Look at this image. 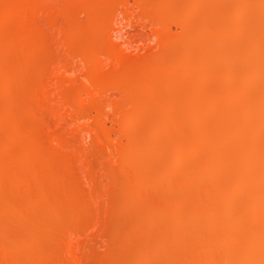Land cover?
Listing matches in <instances>:
<instances>
[{"label": "rangeland", "instance_id": "374dc122", "mask_svg": "<svg viewBox=\"0 0 264 264\" xmlns=\"http://www.w3.org/2000/svg\"><path fill=\"white\" fill-rule=\"evenodd\" d=\"M40 1L0 0V264H234L250 253L264 235V130L244 125L264 117V0Z\"/></svg>", "mask_w": 264, "mask_h": 264}, {"label": "bare ground", "instance_id": "6f19581e", "mask_svg": "<svg viewBox=\"0 0 264 264\" xmlns=\"http://www.w3.org/2000/svg\"><path fill=\"white\" fill-rule=\"evenodd\" d=\"M39 1H40V0H39ZM42 1H43V0H42ZM44 1H45V0H44ZM89 1H90V0H89ZM244 1H245V0H244ZM40 2H41V1H40ZM242 3H243V1H242ZM246 3H247V2H246ZM259 3H261V2H259ZM259 3H257V4H259ZM263 3H264V2H263ZM71 4H72V3H71ZM87 4H88V3H87ZM97 4H98V3H97ZM244 4H245V3H244ZM39 5H40V4H39ZM245 5H246V4H245ZM261 5H263V4H261ZM28 6H29V5H28ZM46 6H47V5H46ZM68 6H69V5H68ZM91 6H92V5H91ZM259 6H260V5H259ZM44 7H45V6H44ZM238 7H239V6H238ZM242 7H243V6H242ZM257 7H258V5H257ZM260 7H262V6H260ZM8 8H9V7H8ZM83 8H84V7H83ZM88 8H89V7H88ZM92 8H94V7L92 6L91 9H92ZM245 8H246V7H245ZM247 8H248V7H247ZM250 8H251V7H250ZM255 8H256V7H255ZM255 8H254V9H255ZM13 9H14V8H13ZM84 9H85V8H84ZM238 9L240 10V8H238ZM238 9H237V10H238ZM262 9H263V8H262ZM255 10H256V9H255ZM14 11H15V10H14ZM36 11H37V10H36ZM91 11H92V10H91ZM246 11H247V10H246ZM258 11H259V10H258ZM258 11H257V12H258ZM260 11H262V10H260ZM240 13H241V12H240ZM263 13H264V12H263ZM8 14H9V13H8ZM6 16H7V15H6ZM6 16H5V17H6ZM19 16H20V15H19ZM7 17H8V16H7ZM6 19H7V18H6ZM6 19H4V20L2 19V20L5 21ZM260 19H261V18H260ZM19 20H20V19H19ZM253 20H254V19H253ZM0 21H1V20H0ZM263 21H264V20H263ZM263 21H262V24H263ZM237 22H238V21H237ZM227 23H228V22H227ZM235 23H236V22H235ZM239 23H240V21H239ZM241 23H243V22L241 21ZM246 23H247V22H246ZM258 23H259V22H258ZM258 23H257V24H258ZM6 24H7V23H6ZM231 24H232V23H231ZM262 24H261V25H262ZM227 25H228V24H227ZM241 25H242V24H241ZM244 25H245V24H244ZM246 25H247V24H246ZM258 26H259V25H258ZM5 27H6V26H5ZM260 27H261V28H260ZM260 27H258V30H259V31H258L257 29H255V31L257 30L256 33H257V36H259L258 33H259L260 30L262 29L261 32L263 33V37H264V24H263V26H260ZM8 28H9V27H8ZM255 28H256V27H255ZM227 29H228V28H227ZM243 29H244V28H243ZM28 30H29V29H28ZM96 30H97V29H96ZM96 30H95V31H96ZM235 30H236V29H235ZM95 31L93 30L92 33H94ZM227 31H228V30H227ZM242 31H244V30H242ZM253 31H254V30H253ZM0 32H1V31H0ZM11 32H12V30H11ZM31 32H32V31H31ZM232 32H233V31H232ZM249 32H250V31H249ZM95 33H96V32H95ZM241 33H242V32H241ZM244 33H245V32H244ZM262 33H261V34H262ZM24 34H25V33H24ZM228 34H229V32H228ZM228 34H227V36H228ZM230 34H231V33H230ZM95 35H96V34H95ZM95 35H93V36H95ZM231 35H232V34H231ZM234 35H235V32H234ZM234 35H233V36H234ZM237 35H238V34H237ZM251 35H253V34H251ZM5 36H6V35H5ZM12 36H13V35H12ZM87 36H89V35H87ZM93 36H92V37H93ZM239 36H240V35H239ZM244 36H245V35H244ZM244 36H243V38H244ZM257 36H256V38H257ZM10 37H11V36H10ZM26 37H29V36H26ZM231 37H232V36H231ZM231 37H228V38H231ZM240 37H241V36H240ZM247 37H248V36H247ZM259 37H262V36H259ZM0 38H1V37H0ZM2 38H3V37H2ZM7 38H8V37H7ZM14 38H15V37H14ZM251 38H252L253 42H250V43H252V44H250V43L248 42V43L251 45L250 47L258 48L257 50L254 48V51L256 50V51H255L256 53H257V52L260 53V51H261V50H259V47H260V45H261L260 42L257 40V41L259 42V43H258V42L254 39L255 36H254V38H253V36H250L249 39L251 40ZM3 39H4V38H3ZM232 39H233V38H232ZM234 39H235V38H234ZM238 39H239V38H238ZM247 39H248V38H247ZM249 39H248V40H249ZM258 39H260V38H258ZM8 40H9V39H8ZM8 40H7V41H8ZM16 40H18V39H16ZM229 40H230V39H229ZM244 40H245V39H244ZM244 40H243V41H244ZM250 40H249V41H250ZM252 40H251V41H252ZM254 40H255V41H254ZM1 41H2V40H1ZM32 41H33V40H32ZM93 41H94V40H93ZM256 42H257V43H256ZM10 43H11V42H10ZM91 43H92V41H91ZM239 43H241V42L239 41ZM248 43H247V46H248ZM253 43H256L257 46H255V44H253ZM0 44H1V43H0ZM20 44H21V43H20ZM28 44H30V43H28ZM259 44H260V45H259ZM9 45H10V44H9ZM12 45H14V43H13ZM31 45H32V44H31ZM89 45H90V44H89ZM252 45H254V46H252ZM258 45H259V46H258ZM15 46H16V45H15ZM19 46H20V45H19ZM91 46H93V45L91 44ZM16 47H17V46H16ZM32 47H33V46H32ZM93 47H94V46H93ZM93 47H92V48H93ZM236 47H237V46H236ZM12 48H14V47H12ZM30 48H31V47H30ZM238 48H239V47H238ZM241 48H242V47H241ZM247 48H248V47H247ZM262 48H263V47L261 46L260 49H262ZM23 49H24V48H23ZM27 49H28V48H27ZM250 49L253 50V48H250ZM15 50H16V49H15ZM17 50H18V49H17ZM94 50H95V49H93V51H94ZM258 50H259V51H258ZM0 51H2V50L0 49ZM10 51H11V50H10ZM12 51H13V50H12ZM12 51H11V52H12ZM26 51H28V50H26ZM2 52H3V51H2ZM91 52H92V51H91ZM245 52H246V51H245ZM252 52H253V51H252ZM255 52H253L252 55H253ZM4 53H5V52H4ZM4 53H3V54H4ZM93 53H95V51H94ZM250 53H251V52H250ZM250 53H249V54H250ZM256 53H255V54H256ZM259 53H258V54H259ZM263 53H264V52H263ZM3 54H2V55H3ZM28 54H29V53H28ZM31 54H32V53H31ZM246 54H247V53H246ZM260 54H261V53H260ZM260 54H259V56L262 57V55H260ZM6 55H8V54H6ZM15 55H16V54H15ZM17 55H18V54H17ZM26 55H27V54H26ZM94 55H96V54H93V56H92V54H91L92 57H94ZM252 55H251V56H252ZM19 56H20V55H19ZM23 56H25V55H23ZM246 56H248V55H246ZM254 56H255V55H254ZM259 56H258V57H259ZM8 57H9V56H8ZM17 57H18V56H17ZM258 57H257V59H258ZM9 58L11 59V56H10ZM251 58H252V57H251ZM262 58H263V57H262ZM15 59H16V57H15ZM17 59H18V58H17ZM244 59H246V58L243 57V60H244ZM243 60H242V61H243ZM247 60H248V58H247ZM249 60H250V59H249ZM249 60H248V61H249ZM259 60H260V57H259ZM6 61H7V58H6ZM22 61H23V60H22ZM257 61H258V60H257ZM261 61L264 62L263 59H261ZM261 61H260V63H261ZM0 62H1V61H0ZM17 62H18V61H17ZM245 62L247 63V61H245ZM255 62H256V61H255ZM263 62H262V63H263ZM15 63H16V62H15ZM24 63H25V62H24ZM250 63H251V62H250ZM260 63H257V62H256V65H257V64H260ZM3 64H5V63H3ZM22 64H23V63H22ZM244 64H245V63H244ZM252 65L254 66L255 63L252 64ZM20 66H21V65H20ZM257 66H259V65H257ZM257 66H255V67H257ZM260 66L264 67L262 64H261ZM260 66L257 67V68L261 69ZM6 67H7V66H6ZM21 67H22V66H21ZM24 67H25V66H24ZM245 67H246V66H245ZM14 68H15V67H14ZM257 68H256V69H257ZM5 69H6V68H5ZM254 69H255V68H254ZM25 70H26V69H25ZM257 70H258V69H257ZM19 71H20V70H19ZM261 71H262V70H260V72H258V71L254 72V71H253L254 73H252V74H255V73L258 72V73L255 74V75H256V76L259 75V79H262V80L264 81V79H263L264 77H263V78H261L262 76L260 77V73H261ZM8 72H9V71H8ZM11 72H12V71H11ZM262 72H263V71H262ZM1 73H2V72L0 71V74H1ZM250 74H251V73H250ZM12 75H13V74H12ZM17 75H18V74H17ZM242 75H243V74H242ZM255 75H253V77H255ZM250 76H251V75H250ZM14 77H15V76H14ZM246 77H247V75H246ZM246 77H245V78H246ZM7 78H8V77H7ZM9 78H10V77H9ZM255 78H258V76L255 77ZM255 78H252V79L255 80ZM240 79H242V78H240ZM252 79H250V80H252ZM246 80H247L246 82H245V80H244V82H245V83H244V84H245V88L247 87V86H246V83H247V82L250 83V81H248V79H246ZM254 80H253V82H254ZM256 80H257V79H256ZM260 81H261V80H260ZM263 81H261V82H263ZM253 82H252V83H253ZM255 82H256V81H255ZM252 83H251V84H252ZM258 83H259V82H258ZM263 83H264V82H263ZM263 83H262V85H263ZM247 84H248V83H247ZM253 84H254V83H253ZM21 85H23V84H21ZM24 85H25V84H24ZM241 86H242V85H241ZM248 86H249V85H248ZM242 87H243V86H242ZM235 88H236V87H235ZM238 88H239V87H238ZM248 88H249V87H248ZM241 89L244 90L243 88H240L239 90L241 91ZM3 90H4V89H3ZM233 91H234V90H233ZM249 91H250V90H249ZM249 91H247V93H248ZM6 92H7V91H6ZM236 92H237V91H236ZM236 92H235V93H236ZM251 92H252V91H251ZM9 93H10V92H9ZM227 93H228V92H227ZM247 93H246V94H247ZM224 94H225V93H224ZM233 94H234V93H233ZM258 94H259V93H258ZM6 95H7V94H6ZM226 95H227V94H226ZM226 95H225V96H226ZM228 96H229V95H228ZM230 96H231V95H230ZM236 96H237V95H235L234 97H236ZM239 96H240V95H239ZM242 96H243V95H242ZM257 96H258V95H257ZM240 97H241V96H240ZM249 97H250V96H249ZM228 98H231V97H228ZM228 98H225V99H226V102H227V99H228ZM247 98H248V97H247ZM231 99H232V98H231ZM235 99H236V98H235ZM235 99H234V100H235ZM238 99H240V98H237V100H238ZM254 99H255V98H254ZM229 100H230V99H229ZM240 100H241V99H240ZM244 100H245V99H244ZM255 100H256V99H255ZM257 100H258L257 102L260 103L261 105H263L262 107H264V87H263V90L260 91V94H259ZM243 102H244V101H243ZM191 103H192V102H191ZM11 104H12V103H11ZM216 104H217V103H216ZM244 104H245V102H244ZM244 104L242 105L243 107H244ZM253 104H254V103H253ZM256 104H257V103H256ZM260 104H259V106H260ZM246 105H247V104H246ZM18 106H19V105H18ZM210 106H211V105H210ZM213 106H214V104H213ZM213 106H212V107H213ZM252 107H253V106H252ZM256 107H257V106H256ZM7 108H9V106H8ZM232 108H233V107H232ZM248 108H249V107H248ZM260 108H261V106H260ZM211 109H212V108H211ZM213 109H214V108H213ZM215 109H216V107H215ZM235 109H236V108H235ZM241 109H242V108H240V110H241ZM3 110H4V109H3ZM218 110H219V109H218ZM218 110H217V111H218ZM225 110H227V109L225 108ZM229 110H230V109H229ZM238 110H239V109H238ZM243 110L245 111V109H243ZM248 110H249V109H248ZM248 110H247V111H248ZM255 110H256V109H255ZM17 111H18V110H17ZM197 111H198V110H197ZM197 111H195V112H197ZM210 111H211V110H210ZM213 111H214V110H213ZM230 111H231V110H230ZM232 111L234 112L233 109H232ZM241 111H242V110H241ZM206 112H207V111H206ZM221 112H222V111H221ZM14 113H15V112H14ZM224 113H225V112H224ZM226 113H227V112H226ZM234 113H235V112H234ZM245 113H246V112H245ZM249 113H250V110H249ZM249 113H248V114H249ZM252 113H254L252 116L255 117V119H254L252 116H250V117H251V119H250L249 115L247 114V116H245V117H249V119L247 118V120H248L250 126L248 125V122L245 121V122H246V123H245L246 125H244V127H245V126L250 127L251 129H253V131H258V132H260L259 134H261V132L264 130V128H263L264 125L262 124V122H263V120H264V117L262 116V119H261V115H263V114L261 113V115H258V114H257V111H256V113H255V112H251L250 114H252ZM8 114H9V113H8ZM217 114H218V113H217ZM243 114H244V113H243ZM243 114H242V115H243ZM259 114H260V113H259ZM224 115H225V114H224ZM224 115H223V117H224ZM239 115H240V114H239ZM254 115H255V116H254ZM12 116H14V114H13ZM196 116H197V115H196ZM10 117H11V116H10ZM14 118H15V116H14ZM14 118H11V119L13 120ZM16 118H17V117H16ZM194 118H195V117H194ZM197 118H199V117H197ZM241 118H242V117H241ZM252 118H253V119H252ZM17 119H18V118H17ZM17 119H16V120H17ZM198 120H199V119H198ZM219 120H220V119H219ZM243 120H244V119H243ZM192 121H193V120H192ZM220 121H221V120H220ZM250 121H251L252 123H251ZM187 122H188V121H187ZM200 122H201V121H200ZM221 122H222V121H221ZM14 123H15V121H14ZM223 123H224V122H223ZM240 124H241V123H240ZM242 124H243V123H242ZM252 124H253V125H252ZM167 125H168V124H167ZM192 125H194V124H192ZM200 125H201V124H200ZM223 125H225V123H224ZM5 126H7V125H5ZM230 126H231V125H230ZM238 126H239V125H238ZM221 127H222V125H221ZM233 127H234V126H233ZM233 127H232V128H233ZM241 127H243V125H241ZM247 127H246V128H247ZM13 128H14V127H13ZM16 128H18V127H16ZM239 128H240V126H239ZM261 128H262L263 130H262ZM198 129H199V128H198ZM220 129H221V128H220ZM220 129H219V131H220ZM236 129H238V128H236ZM242 129H244V128H241V129H239V130H242ZM259 129H261V130H259ZM11 130H12V129H11ZM165 130H166V129H165ZM167 130H169V128H168ZM193 130H194V129H193ZM229 130H230V129H229ZM239 130H238V131H239ZM249 130H250V129H249ZM6 131L8 132V130H6ZM19 131H20V130H19ZM19 131H18V132H19ZM222 131H223V130H222ZM243 131H244V130H243ZM247 131H248V130H247ZM0 132H1V131H0ZM20 132H21V131H20ZM200 132H201V131H200ZM206 132H207V131H206ZM217 132H218V131H217ZM231 132H232V131H231ZM240 132H241V131H240ZM258 132H255V133H258ZM1 133H2V132H1ZM8 133H9V132H8ZM171 133H172V132H171ZM204 133H205V132H204ZM218 133H219V132H218ZM218 133H217V134H218ZM233 133H234V131H233ZM236 133H237V132H236ZM245 133H246V132H245ZM215 134H216V133H215ZM217 134H216V135H217ZM221 134H222V133H221ZM249 134H251V132H250ZM252 134H254V133L252 132ZM259 134H257V135H259ZM3 135H4V134H3ZM16 135H18V133H17ZM202 135H203V134H202ZM207 135H208V134H207ZM218 135H219V134H218ZM243 135H244V134H243ZM220 136H221V138H220ZM231 136H232V134H231ZM231 136H230V137H231ZM249 136H250V135H249ZM251 136H252V135H251ZM254 136H255V139H256V137H257L256 134H255ZM259 136H260V135H259ZM0 137H1V136H0ZM16 137H17V136H16ZM19 137H20V136H19ZM216 137H217V136H216ZM218 137L220 138V142L222 141L221 143H220V142H219V143L222 144V145H223V144H226V146H225L226 148H227V146H228L227 144L231 143V141L228 142V139H227V137H228L227 130H226V132H223V134H222V135H219ZM252 137H253V136H252ZM252 137H250L251 140H252ZM228 138H229V137H228ZM231 138H232V137H231ZM234 138H235V137H234ZM246 138H247V137H246ZM262 138H263V137H262ZM16 139H17V138H16ZM176 139H177V138H176ZM176 139H175V140H176ZM207 139H208V138H207ZM212 139H213V138H212ZM221 139H222V140H221ZM255 139H254V137H253V140H252L251 142L255 141ZM6 140H7V139H6ZM9 140H10V139H9ZM13 140H14V139H13ZM18 140H19V139H18ZM191 140H192V139H191ZM215 140H216V139H215ZM217 140H218V139H217ZM233 140H234V139H233ZM233 140H232V141H233ZM246 140H247V139H246ZM7 141H8V140H7ZM209 141H210V140H209ZM242 141H243V140H242ZM248 141H249V139H248ZM9 142H10V141H9ZM19 142H20V141H19ZM174 142H175V141H174ZM204 142H205V141H204ZM214 142H215V141H214ZM244 142H245V141H244ZM244 142H243V144H244ZM234 143H235V142H234ZM241 143H242V142H241ZM258 143H259V141H258ZM187 144H188V143H187ZM205 144H206V143H205ZM220 144H219V145H220ZM231 144H232V143H231ZM231 144H230V145H231ZM0 145H1V144H0ZM14 145H15V144H14ZM215 145H217V144H215ZM236 145H238V144H236ZM246 145H247V144H245V146H246ZM249 145H250V144H249ZM190 146H191V144H190ZM217 146H218V145H217ZM243 146H244V145H243ZM247 146H248V145H247ZM10 147H11V146H10ZM10 147H9V148H10ZM182 147H183V146H182ZM220 147H221V146H220ZM223 147H224V145H223ZM237 147H238V146H237ZM6 148H7V147H6ZM11 148H12V147H11ZM11 148H10V149H11ZM185 148H186V147H185ZM194 148H195V147H194ZM215 148H216V147H215ZM226 148H225V149H226ZM251 148H253V147H251ZM257 148H258V147H257ZM221 149H222V148H221ZM240 149H242V148H240ZM248 149H249V151H251V150H250V147H249ZM260 149H262V148H260ZM2 150H3V149H2ZM230 150H231V149H230ZM230 150H229V152H230ZM255 150H256V147H255ZM257 150H258V149H257ZM257 150H256V151H257ZM205 151H206V150H205ZM208 151H209V149H208ZM214 151H215V150H214ZM225 151H228V150H225ZM243 151H244V150H243ZM249 151H248V152H249ZM256 151H255V152H256ZM258 151H259V150H258ZM229 152H228V153H229ZM240 152H241V151H240ZM248 152H247V153H248ZM259 152H260V151H259ZM262 152H263V150H262ZM226 153H227V152H226ZM233 153H234V151H233ZM238 153H239V151H238ZM245 153H246V152H245ZM252 153H253V152H251V154H252ZM260 153H261V152H260ZM0 154H1V153H0ZM32 154H33V152H32ZM195 154H196V152H195ZM220 154H222V153H220ZM220 154H219V155H220ZM231 154H232V152H231ZM251 154H250V156H251ZM254 154H255V153H254ZM254 154H252V155H254ZM3 155H4V154H3ZM207 155H208V154H207ZM226 155H227V154H226ZM232 155H233V154H232ZM232 155H230V156H232ZM243 155H244V154H241V156H243ZM255 155H256V154H255ZM259 155H260V154H259ZM262 155H264V153H263ZM220 156H221V155H220ZM234 156H235V155H234ZM238 156H239V155H238ZM250 156H249V157H250ZM1 157H2V156H1ZM30 157H31V156H30ZM213 157H214V156H213ZM221 157H222V159L226 158V156H225V157L221 156ZM221 157H219V158H221ZM232 157H233V156H232ZM232 157H231V158H232ZM255 157H256V156H255ZM259 157H261V159H264L262 156H259ZM35 158H36V157H35ZM205 158H206V157H205ZM219 158H218V159H219ZM240 158H241V157H239L238 160H239ZM245 158H246V157H245ZM257 158H258V157H257ZM36 159H37V158H36ZM140 159H141V158H140ZM178 159H179V158H178ZM261 159H260V161H261ZM234 160H235V159H234ZM241 160H242V159H241ZM25 161H26V160H25ZM32 161H33V160H32ZM199 161H201V160H199ZM206 161H207V160H206ZM209 161H211V160H209ZM243 161H246V160H244V157H243ZM247 161H249V160L247 159ZM262 161H263V163H264V160H262ZM262 161H261V163H262ZM178 162H179V161H178ZM194 162H195V161H194ZM216 162H217V161H216ZM219 162H220V161H219ZM226 162H227V161H226ZM250 162H251V161H250ZM200 163H201V162H200ZM224 163H225V162H224ZM238 163H239V162H238ZM248 163H249V162L246 163V164H247V169L251 168V165H249V168H248ZM254 163H255V162H254ZM256 163H257V162H256ZM181 164H182V163H181ZM212 164H214V163L212 162ZM226 164H228V163H226ZM3 165H4V164H3ZM235 165H236V164H235ZM258 165H260L261 167H263L260 163H258ZM263 165H264V164H263ZM215 166H217V165H215ZM224 166H225V165H224ZM233 166H234V165H233ZM238 166H239V165H238ZM252 166H253V165H252ZM2 167H3V166H2ZM2 167H1V168H2ZM197 167H198V166H197ZM208 167H209V166H208ZM243 167H244V166H243ZM253 167H257V165H256V166H253ZM1 168H0V169H1ZM200 168H201V167H200ZM212 168H213V167H212ZM231 168H233V167H231ZM201 169H202V168H201ZM203 169H204V168H203ZM207 169H208V168H207ZM210 169H211V168H210ZM210 169H209V170H210ZM261 169H263V168H261ZM6 170H7V169H6ZM6 170H4V171H6ZM204 170H205V169H204ZM226 170H227V169H226ZM235 170H236V169H235ZM241 170H242V169H241ZM244 170H246L245 167H244ZM249 170H250V169H249ZM251 170L254 171V168H252ZM251 170H250V171H251ZM7 171H8V170H7ZM206 171H207V170H206ZM206 171H205V172H206ZM231 171H232V170H231ZM238 171H239V170H238ZM238 171H237V172H238ZM250 171H247V170H246V173H247V172H250ZM207 172H208V171H207ZM209 172H210V171H209ZM240 172H242V171H240ZM203 173H204V172H203ZM215 173H217V172H215ZM233 173H234V172H233ZM254 173H255V171H254ZM258 173H259V172H258ZM260 173H261V172H260ZM238 174H239V173H238ZM250 174H251V173H250ZM203 175H204V174H203ZM211 175H212V174H211ZM230 175H231V174H230ZM235 175H236V173H235ZM254 175H255V174H254ZM212 176H213V175H212ZM255 176H256V175H255ZM262 176H263V175H262ZM207 177H208V176H207ZM222 177H224V176H222ZM259 177H260V176H259ZM2 178H3V177H2ZM232 178H233V177H232ZM256 178H257V177H256ZM188 179H189V178H188ZM224 179H225V178H224ZM247 179H248V178H247ZM263 179H264V178H261V179L258 180V182H256V183H258V184L263 183V182H264ZM238 180H239V179H238ZM243 180H244V179H243ZM243 180H242V181H243ZM261 180H262L263 182H262ZM242 181H241V182H242ZM246 181H247V180H246ZM251 181H252V179H251ZM254 181H257V179H256V180L253 179V182H254ZM188 183H189V182H188ZM233 183H234V182H233ZM243 183H244V182H243ZM227 184H228V183H227ZM237 184H238V183H237ZM258 184H257V185H258ZM235 185H236V183H235ZM244 185H245V184H242V183H241V186H240V187H242V186H244ZM246 185H247V184H246ZM246 185H245V186H246ZM251 185H253L252 182H251ZM257 185H256V186H257ZM225 186H226V185H225ZM225 186H224V187H225ZM231 186H232V185H231ZM231 186H230V189H232V188L235 189V187L232 186V188H231ZM245 186H244V187H245ZM259 186H260V185H259ZM261 186L263 187V184H261ZM261 186H260V187H261ZM236 187H237L238 190H240V187H239V186H236ZM248 187H250V186H248ZM252 187H253V186H252ZM221 189H222V188H221ZM237 189H235V191H236ZM241 189L243 190L244 188H241ZM260 189H261V188H260ZM223 190H224V189H223ZM243 191H244V190H243ZM243 191H242V193H243ZM245 191H246V190H245ZM257 191H258V190H257ZM257 191H256V192H257ZM219 192H220V191H219ZM222 192H223V191H222ZM238 192H241V191H238ZM250 192H251V190H250ZM256 192H254V194L257 195ZM259 192H260V191H259ZM215 193H216V192H215ZM228 193H230V192L228 191ZM232 193H233V191L231 190V194H232ZM242 193H240V194H242ZM219 194H220V193H219ZM243 194H244V193H243ZM247 194H248V193H247ZM261 194H262V192H261ZM236 195H237V194H235V196H236ZM250 195H252V194H250ZM229 196H230V194H229ZM237 196H238V195H237ZM237 196H236V197H237ZM239 196H240V195H239ZM247 196H248V195H247ZM252 196H253V195H252ZM257 196H258L257 198L259 199V195H257ZM233 197H234V196H233ZM244 197H245V196H244ZM249 197H251V196H249ZM255 197H256V196H255ZM260 197H264V196H260ZM224 199H225V198H224ZM245 199H246V198H245ZM255 199H256V198H255ZM260 199H261V198H260ZM198 200H199V199H198ZM222 200H223V199H222ZM237 200H238V199H237ZM239 201H240V200H239ZM201 202H202V201H201ZM222 202H223V201H222ZM252 202H255V200H253ZM216 203H217V202H216ZM216 203H215V204H216ZM220 203H221V201H220ZM242 203H243V202H242ZM256 203H257V201H256ZM259 203H260V201H259ZM261 203H262V202H261ZM261 203H260V205H261ZM226 204H227V203H226ZM254 204H255V203H254ZM263 204H264V202H263ZM200 205H201V204H200ZM213 205H214V204H213ZM235 205H236V204H235ZM242 205H243V204H242ZM249 205H250V204H249ZM249 205H248V206H249ZM251 205H252V204H251ZM228 206H229V204H228ZM228 206H226V207H228ZM256 206H257V205H256ZM256 206H255V207H256ZM216 207H217V206H216ZM229 207H230V206H229ZM241 207H242V206H241ZM243 207L245 208V206H243ZM243 207H242V208H243ZM250 207H251V206H250ZM260 207H261V206H260ZM260 207H258V208H259V209H262L264 206H263L262 208H260ZM213 208H214V207H213ZM231 208H232V207H231ZM237 208H238V207H237ZM246 208H247V207H246ZM186 209H187V208H186ZM196 209H197V208H196ZM207 209H208V210H209V209L211 210V208H209V207H208ZM222 209H223V207H222ZM224 209H225V208H224ZM226 209H227V208H226ZM239 209H240V208H239ZM254 209H255V208H254ZM259 209H258V210H259ZM202 210H203V208H202ZM214 210H215V209H214ZM262 210H263V209H262ZM218 211H219V210H218ZM220 211H221V210H220ZM249 211H250V210H249ZM252 211H253V210H252ZM256 211H257V210H256ZM256 211H255V212H256ZM172 212H173V211H172ZM174 212H175V211H174ZM194 212H195V211H194ZM202 212H203V211H202ZM258 212L260 213L261 211H258ZM258 212H257V214H258ZM262 212H263V211H262ZM187 213H188V212H187ZM213 213H214V211H213ZM215 213H216V211H215ZM217 213H218V212H217ZM227 213H228V212H227ZM263 213H264V212H263ZM166 214H167V213H166ZM221 214H222V213H221ZM241 214H242V213H241ZM260 214H261V213H260ZM172 215H173V214H172ZM176 215H177V214H176ZM194 215H195V214H194ZM196 215H197V214H196ZM196 215H195V216H196ZM213 215H214V214H213ZM224 215H226V217H227V214H224ZM224 215H223V216H224ZM243 215H244V214H243ZM252 215H253V214H252ZM195 216H192V217H195ZM205 216H206V215H205ZM257 216H260V215H257ZM261 216H262V215H261ZM189 217H190V216H189ZM189 217H187V218H189ZM192 217H191V219H194V218H192ZM197 217H200V216H197ZM208 217H209V216H208ZM218 217H219V216H218ZM237 217H238V216H237ZM237 217H236V218H237ZM242 217H243V216H242ZM254 217H255V215H254ZM175 218H176V217H175ZM210 218H212V216H210ZM222 218H223V217L221 216V217H220V220H221ZM246 218H247V217H246ZM248 218H249V217H248ZM251 218H252V217H251ZM257 218H258V217H256V219H257ZM195 219H196V217H195ZM212 219H213V218H212ZM212 219H211V220H212ZM217 219H218V218H217ZM223 219H224L223 222H225V218H223ZM254 219H255V218H254ZM260 219H261V217H260ZM172 220H173V219H172ZM196 220H197V219H196ZM211 220H210V221H211ZM220 220H219V221H220ZM226 220H227V219H226ZM242 220H244V218H243ZM178 221H179V220H178ZM197 221H198V220H197ZM219 221H218V222H219ZM231 221L234 222L233 220H231ZM244 221H245V220H244ZM203 222H204V221H203ZM208 222H209V221H208ZM211 222H213V221H211ZM226 222H228V221H226ZM238 222H240V220H239ZM171 223H172V222H171ZM179 223H180V222H179ZM188 223H189V222H188ZM191 223H192V222H191ZM220 223H221V222H220ZM230 223H231V222H230ZM181 224H182V223H181ZM192 224H193V223H192ZM196 224H197V223H196ZM228 224H229V223H228ZM234 224H235V223H234ZM174 225H175V224H174ZM218 225H219V224H218ZM224 225L226 226V223H225ZM188 226H189V225H188ZM191 226H192V225H191ZM194 226H195V224H194ZM207 226H208V225H207ZM211 226H212V224H211ZM225 226H224V227H225ZM231 226H232V225H231ZM233 226H234V225H233ZM209 227H210V226H209ZM193 228H194V227H193ZM195 228H196V227H195ZM214 228H215V227H214ZM216 228H217V227H216ZM216 228H215V229H216ZM226 228H227V227H226ZM197 229H198V228H197ZM224 229H225V228H224ZM208 230H209V229H208ZM210 230H211V229H210ZM226 230H227V229H226ZM262 230H263V229H262ZM217 231H218V230H217ZM195 232H197V231L195 230ZM218 232H219V231H218ZM201 233H202V232H201ZM201 233L199 232V234H201ZM234 233H235V232H234ZM234 233L232 232L233 235H234ZM237 233H238V232L236 231V234H237ZM262 233H264V232L262 231ZM199 234H198V235H199ZM230 234H231V233H230ZM259 234H261V233H259ZM173 235H174V234H173ZM253 235H254V233H253ZM226 236H227V235H226ZM226 236H224V237H226ZM236 236H237V235H236ZM251 236H252V235H251ZM259 236H260V235H259ZM259 236H258V237H259ZM262 236H263V238H261V239H259L260 237H259V238L257 237V238L259 239V242L257 241L258 239H257L256 237H254V239L251 238V239H253V241L256 240V242L254 241L255 243L251 241V242L254 243L255 245H253V244L251 243V246H250V248H251V249L254 248L253 250H255V251L252 250L253 253H252V251H251V252L249 251L250 253L247 254L248 251L246 252V251L244 250V248L242 247L243 252L245 251L246 253H245V254H243L242 252H241L242 254L238 253V254H240V255H239V257H238V256L235 257V259L237 258V260H235L236 263H234V264H264V247H262V245L264 246V235H262ZM262 236H261V237H262ZM197 237H198V236H197ZM203 237H204V236H203ZM219 237H220V236H219ZM200 238H201V237H200ZM200 238H199V240H200ZM216 238H217V237H216ZM246 238H247V237H246ZM246 238H245V239H246ZM176 239H177V238H176ZM176 239H175V240H176ZM213 239H214V238H213ZM251 239H250V240H251ZM223 240H224V239H223ZM164 241H165V240H164ZM202 241H203V243H204V239H203ZM205 241H206V245H207V243H208V242H207V239H205ZM209 241H210V239H209ZM219 241H220V240H219ZM243 241H244V240H243ZM247 241H248V240H247ZM222 242H223V241H222ZM244 242H245V244L247 243L246 241H244ZM217 243H219V242H217ZM256 243H258V245H256ZM163 244H164V243H163ZM163 244H161V245H163ZM240 244H241V243H240ZM249 244H250V242H249ZM249 244H248V245H249ZM204 245H205V244H204ZM209 245H210V242H209ZM242 245H243V244H242ZM259 245H260V247H259ZM232 246H233V245H232ZM253 246H256V248L253 247ZM257 246H258V247H257ZM162 247H163V246H162ZM207 247H208V246H206V248H207ZM238 247H239V246H238ZM230 248H231V247H230ZM230 248H229V249H230ZM250 248H248V250H250ZM258 248H260V249H258ZM262 248H263V250H262ZM238 249H239V248H238ZM240 249H241V247H240ZM257 249H258L259 251L262 250L263 252H262V251L259 252ZM222 250H223V249H222ZM233 250H234V249H232V251H233ZM214 251H216V250H214ZM214 251H213V252H214ZM224 251H225V250H224ZM232 251H231L230 253H232ZM162 252H163V251H162ZM165 252H166V251H165ZM169 252H170V251H169ZM255 252H258V254L255 253ZM251 253H252V254H251ZM259 253H261V254H259ZM162 254H163V253H162ZM213 254H214V253H213ZM207 255H208V254H207ZM225 255H226V254H225ZM227 255H228V254H227ZM230 255H231V254H230ZM233 255H234V254H233ZM208 256H209V255H208ZM208 256H207V257H208ZM210 256H211V255H210ZM228 256H229V255H228ZM224 257H225V256H224ZM214 258H215V257H214ZM229 258H230V257H229ZM148 260H149V259H148ZM211 260H212V258H211ZM213 260H214V259H213ZM208 261L210 262V260H208ZM208 261H206V262H208ZM228 261H229V260H228ZM235 261H234V262H235ZM216 262H219V261H216ZM216 262H215V263H216ZM220 262H221V261H220ZM232 262H233V261H232ZM223 263H224V262H223ZM226 263H227V262H226ZM226 263H224V264H226ZM193 264H194V263H193ZM200 264H201V263H200ZM232 264H233V263H232Z\"/></svg>", "mask_w": 264, "mask_h": 264}]
</instances>
